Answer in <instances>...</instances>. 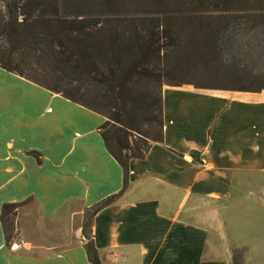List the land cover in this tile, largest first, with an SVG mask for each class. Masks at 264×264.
<instances>
[{
	"label": "crops",
	"instance_id": "0c3cea01",
	"mask_svg": "<svg viewBox=\"0 0 264 264\" xmlns=\"http://www.w3.org/2000/svg\"><path fill=\"white\" fill-rule=\"evenodd\" d=\"M2 83L11 87L0 88V213L3 203L21 204L8 245L0 221V264H92L89 236L99 264H234L229 246L242 250L239 264L264 256L263 239L233 231L243 220L224 216L236 201L264 207L262 92L163 85L162 141L129 160L123 189L98 132L102 115L0 68ZM12 84L46 98L37 106L53 136L45 149L19 141L15 114L1 104L17 97Z\"/></svg>",
	"mask_w": 264,
	"mask_h": 264
},
{
	"label": "trees",
	"instance_id": "16d2710c",
	"mask_svg": "<svg viewBox=\"0 0 264 264\" xmlns=\"http://www.w3.org/2000/svg\"><path fill=\"white\" fill-rule=\"evenodd\" d=\"M4 7L0 68L102 115L98 132L122 168L123 189L129 160L162 141L163 85L264 90V75L226 57L239 33L264 30V0H12ZM180 26L190 32L182 36ZM209 75L221 84L204 85ZM20 204L1 207L7 245ZM85 250L99 264L91 243Z\"/></svg>",
	"mask_w": 264,
	"mask_h": 264
},
{
	"label": "rangeland",
	"instance_id": "374dc122",
	"mask_svg": "<svg viewBox=\"0 0 264 264\" xmlns=\"http://www.w3.org/2000/svg\"><path fill=\"white\" fill-rule=\"evenodd\" d=\"M10 1L12 0H0L1 12L5 11L4 5L8 4ZM179 30L182 31V36H186L187 33L190 32V28L185 26H180ZM226 57L232 60L240 68L242 67L249 73H253L252 75H264V30L253 29L250 30V32H248L247 34L239 33L234 39L230 48H228V50L226 51ZM171 77L172 76H170V78ZM188 77H184L183 79H189ZM208 77L209 78H207L203 83L204 85L215 87L221 84V76L209 75ZM5 84L6 83H2L0 85V88H2L3 91L6 90V88L9 89V87H11L9 84H7V86ZM12 86L17 89V97H12L11 100H9L8 96L7 100L3 97L1 104L5 111H12L15 114V119L19 123L17 130V137L19 141H21V143L26 142L28 144H32L40 149H45L47 142L51 140L50 144L53 143V136L46 134L43 130L44 126L43 124H41L42 122L37 120V106L46 103V98L35 94V92L31 90V88L27 89L26 86L20 84H18V86L12 84ZM261 92V94L264 96V90H262ZM228 95L232 96L234 95V93H229ZM54 106L62 108L61 105L57 102H54ZM262 111L264 112V110ZM67 114L86 122V119L76 116L75 113L71 111H67ZM27 125H30L33 128L30 129ZM22 126H24V128H22ZM90 214V212L87 213L84 218V232L87 233L89 231ZM224 216L226 217L227 221H231V219L233 220L237 217L243 220V223H236L232 221L231 226L233 231H239L241 233L242 230H245L248 231L247 233H252V237H256L258 239L262 238L264 248V207L262 208L252 201H236L232 202L225 209ZM244 227L245 229H243ZM11 234V240L17 238L15 223L14 230ZM90 241L92 240L89 236V239L85 238L84 243L89 244ZM229 247L232 262L234 264H239L242 250L232 249V246ZM125 264H132V260L130 259V261L126 262ZM254 264H264V256L259 257L257 259V262Z\"/></svg>",
	"mask_w": 264,
	"mask_h": 264
}]
</instances>
